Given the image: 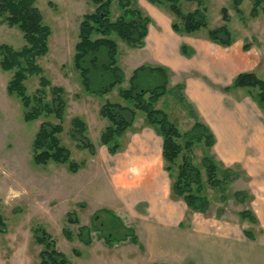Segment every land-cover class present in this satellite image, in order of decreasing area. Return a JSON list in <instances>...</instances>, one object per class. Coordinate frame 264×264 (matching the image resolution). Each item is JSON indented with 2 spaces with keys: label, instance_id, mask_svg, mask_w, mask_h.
<instances>
[{
  "label": "rangeland",
  "instance_id": "374dc122",
  "mask_svg": "<svg viewBox=\"0 0 264 264\" xmlns=\"http://www.w3.org/2000/svg\"><path fill=\"white\" fill-rule=\"evenodd\" d=\"M253 1L242 0L243 15L239 16L232 8V0H206L208 28L221 26V9L228 8L234 42L229 47H222L208 40L207 29L192 35L170 37L171 25L177 21L175 16L165 5L139 0L136 6L152 18L148 42L134 49L113 36L119 47L118 64L125 80L104 96L85 92L73 65L79 24L82 17L93 12L95 7L88 0L37 1L43 22L51 29L48 51L37 59V63L51 84L65 92L66 110L59 138L70 151L71 159L83 162V166L74 174L69 172L67 165L34 164L32 143L40 124L43 121L57 123L58 120L52 116H41L25 122L21 101L7 93L12 73L0 67V215L7 230L0 233V264H38L43 247L35 242L33 236V230L37 228L44 229L54 238L56 249L66 256L70 264H201V260L192 255L189 243L198 234L210 233L204 231L208 224L215 223L209 227L213 234H220L221 228L226 226L235 227L238 232L244 225L249 238L264 233L260 219L252 221L241 216L243 211H247L250 217H256V214L264 217V175L261 174L264 162L263 168L257 165L255 150L247 149L244 165L242 161L225 163L213 148L202 143L193 147V161L203 176L205 167L202 160L206 155L219 167V178L225 176L224 169L229 168L233 172L232 179L221 187L206 188L210 207L207 213L200 215L188 209L183 199L172 193L174 174L167 172L164 163L157 160L160 140L142 112H137L135 124L120 138L118 155H109L100 141L101 132L110 124L101 117L100 108L107 100L130 105L120 97L119 88H128L135 68L143 64L157 66L163 61L178 62L181 58L187 61L183 71L174 72L165 66L169 88L177 82L191 86L187 95L190 91L197 95L199 98H195L202 106L219 100L222 93L226 96L225 105L234 116L241 114L244 103H249L252 110L247 115L252 120L254 132L263 131L260 121L264 119V105L258 102L256 91L232 89L233 81L227 84L238 71L254 72L264 79V10L260 9L256 17L250 16ZM182 8L184 11L193 10L195 4L182 1ZM111 12L113 21L121 14L118 0H112ZM245 43L251 44L249 50L243 49ZM0 44L21 49L24 46L23 34L17 27L10 28L0 23ZM183 45L186 46V54L181 50ZM239 57L244 60L241 67L234 65ZM222 68H228V72L219 76L217 73ZM25 85L28 93L32 94L39 87L38 77H29ZM201 85L208 89H201ZM206 91L212 95L204 97ZM47 92L49 101L51 94ZM241 102L244 105L241 106ZM156 108L166 111L182 132L190 130L195 122V118L170 94L161 98ZM194 108L196 119L203 121L201 106ZM76 119L85 123L86 134L97 150L95 156L86 149H78L70 137L72 122ZM260 133H253L252 137L264 138V131ZM127 156L130 165L135 166L130 172L116 163V160L121 163ZM180 162L181 157L178 159ZM145 166L153 170L154 176L148 178L151 183L143 181L148 170L144 171ZM136 168H139V175L132 176ZM237 191L244 197L239 199L235 195ZM104 207L115 211L126 226L135 229L140 246L129 241L116 242L112 247L106 245L102 235L116 237L123 235V231L113 228L109 216L102 214L100 218L93 219L94 214ZM69 213L79 218V224H68ZM80 226L91 228L90 245L81 242L78 236ZM94 227L101 231H95ZM64 228L73 233L72 241L65 238ZM179 243L188 246L181 249ZM74 250L81 255H75Z\"/></svg>",
  "mask_w": 264,
  "mask_h": 264
},
{
  "label": "trees",
  "instance_id": "16d2710c",
  "mask_svg": "<svg viewBox=\"0 0 264 264\" xmlns=\"http://www.w3.org/2000/svg\"><path fill=\"white\" fill-rule=\"evenodd\" d=\"M38 0H0V23L8 27H17L23 34L24 46L14 49L7 44H0V67L12 73L7 84V93L19 98L23 106V119L30 122L41 116L54 117L57 123L43 121L33 139L32 159L34 164L46 166L49 163L67 165L69 172L76 174L83 162L71 159L70 151L63 146L59 134L62 131V119L66 110L65 92L61 87L53 86L44 76L37 59L46 55L51 29L43 22V15L37 7ZM94 11L85 14L79 24L78 42L75 45L73 65L79 74L80 83L85 92L104 96L121 86L125 74L118 64L119 47L113 36H117L130 48H141L148 33L151 18L134 6L136 0H118L121 14L113 21L111 19L112 0H88ZM152 4L165 5L177 21L172 23V30L177 34L192 35L201 29H207V38L222 47H229L234 37L229 27L230 15L227 7H222V25L208 28L206 0H148ZM182 1L194 3L195 9L184 11ZM242 0H232V8L237 15L242 16ZM264 0H254L250 16L256 17L260 9L264 10ZM251 48L245 43L244 50ZM186 46L181 50L186 54ZM39 79V87L32 94L28 93L25 82L29 77ZM185 85L176 84L169 88V77L166 68L161 66L141 65L136 68L130 79L128 88H119V95L130 105L105 101L100 108L101 117L109 121V125L101 132V144L107 148L110 155H115L121 149L120 138L133 127L137 112L145 115L147 123L162 137V155L165 170L174 174L171 186L172 193L183 199L187 208L192 212L207 213L210 201L205 192L206 188H218L232 179L233 172L227 168L225 176H217L220 170L209 155L203 157L205 176L194 163L192 149L202 143L207 148L213 146L214 135L204 123L196 119L193 107L187 103L184 94ZM232 89L240 88L255 90L258 102L264 105V79L254 72L243 71L233 79ZM51 98L48 101V92ZM166 94H170L195 118L192 128L182 132L177 123L171 121L163 109L156 108L157 102ZM86 125L81 120H74L70 137L80 150H88L90 155L96 154V147L86 134ZM181 157V162L178 159ZM242 198V193H237ZM83 206V204H79ZM104 214L110 217L113 228L123 231V235H102L108 247L121 241L139 244L138 236L133 228L124 224L122 219L108 208H101L93 219ZM243 217H249L246 212ZM255 221V217H251ZM68 224H79V218L67 214ZM93 230V229H92ZM100 232V228H95ZM6 223L0 215V233H6ZM68 228L63 229L65 238L73 240V233ZM91 228L80 226L78 236L86 245H90ZM35 242L43 249L39 254L38 264H70L66 256L55 247L54 238L44 229L33 230ZM75 255H81L74 250Z\"/></svg>",
  "mask_w": 264,
  "mask_h": 264
},
{
  "label": "crops",
  "instance_id": "0c3cea01",
  "mask_svg": "<svg viewBox=\"0 0 264 264\" xmlns=\"http://www.w3.org/2000/svg\"><path fill=\"white\" fill-rule=\"evenodd\" d=\"M137 4L139 5V0H136V2L134 3V6L137 7L136 6ZM154 5H156V4H154ZM137 8H139L141 10V8L139 6ZM145 15H148V14H145ZM151 23H152V18H151ZM151 23L148 25V33H147L146 37L144 38V45L143 46H145L146 43L148 42L147 40H148L150 33H151L150 32ZM170 37L177 38L179 36L177 33H175L173 30H171ZM243 62H244L243 58L239 57L235 60L234 65L241 67L244 65ZM186 63H187V61L184 60L183 58H181V59H178V62L163 61V64L160 63V65H157V66H161L164 68H165V66L166 67L169 66L170 68H172L174 70V72L179 73L180 70H182V71L184 70ZM143 65H149V64H143ZM150 66H153V65H150ZM138 67H136V68H138ZM216 72H218V71L216 70ZM227 72H228V68H226V69L222 68L221 71L218 72L217 74L219 76H221L223 73H227ZM240 72H243V71H238L235 75H233L232 80H230L227 84H230L233 81V79L235 78V76ZM179 83H181V82H177V83L173 84L172 86L179 84ZM183 84L185 85L184 94H185L187 103L193 107V110L195 111V113H196V110H195L194 106H196L197 108L198 107L200 108V106H201V108L203 110V112L201 114H202V116H204L203 117L204 119H203V121H201V120H199V121L204 123L206 126H208L209 129L211 130V132L213 133L215 142H214L213 146H211V148H213L215 150L218 158L221 159L222 161H224L225 163H232L235 161L241 162L242 161L244 163V165H246L244 162V157L246 156L245 152L247 151V149H251L252 152H254V150H255L257 153V160H258L257 165L260 164V167L263 168L264 165L262 166V162H264V138L252 137L253 133L259 134L261 130H259L258 132H254V127L252 126V122H251L252 120L247 115V112L248 111L250 112L252 110L251 104L248 103L250 101L247 102L248 104L244 103L245 106H247V107L242 106L244 104L241 102L240 105L243 108V109H241V114H236V116H234L231 113L230 109L227 108V106L225 105L226 99H224V98L226 96L223 95L222 93L219 94V97H220L219 100L206 103V105L202 106L199 104V102H197V100L195 98V97H198L197 95L191 94V91L187 95V92H189L187 90L191 86L188 87V86H186L185 83H183ZM205 87L206 86L201 85V89L205 88ZM200 91H202V90H200ZM210 93L208 91H206L204 93V97H210L212 95V93L211 94ZM199 96H200V94H199ZM250 115H252V114H250ZM134 124H135V121H134L133 125ZM260 124H261V127L263 128V131H264V119L260 121ZM129 130L127 132H129ZM263 131H261L260 134H262ZM158 139L160 140V146H159V150H158V154H157L158 156L156 155V158L158 161L164 163L163 155H162V137L160 135H158ZM96 152H97V150H96ZM115 155H118V153H116ZM128 158H129V156L125 157V160H123L121 163L118 160H116V163L120 164L121 167L123 166V168L129 169V172H130L131 169H134L135 166L132 167V165H130ZM250 160L251 159L248 160V163L250 162ZM140 169H143L141 165H140ZM146 169H148L147 175L143 181H145V182L147 181V182L151 183V181L148 178L150 176L151 177L154 176L153 170L146 167L144 169V171ZM261 172H262L261 174L264 175V169H262ZM131 174H132V176L134 174L139 175V168H136ZM119 181L123 185V187L125 188V185L123 183V179L120 178ZM139 183H142V181ZM123 187H121V188H123ZM237 193H242V192L237 191L235 194L236 196H237ZM242 197H244V196H242ZM239 199H241V197ZM184 204L187 207L185 202H184ZM104 208H107V207H104ZM108 209H110V208H108ZM113 212L116 214L115 211H113ZM244 212L249 214V212H247V211H243L242 213H244ZM194 213L203 215L200 212H194ZM242 213H241V216H242ZM244 218L247 220H249V219L251 220L250 216L244 217ZM256 218H258V220L260 219L259 224L262 223L261 227L264 230V217H261V216L259 217L258 214H256L255 221H256ZM211 224L212 225L208 224V226H206V228L204 229V231L208 230V231H210V233L203 232L201 234H198L196 236V238H194L193 241H191L189 243V245H190L189 249L192 252V255L198 257L201 260L200 261L201 264H264V233L257 235L256 238L255 237L249 238L248 234H246V232H244V228H245V225H244L243 227H241L239 229L238 232L235 230V227L226 226L224 228H221L220 234L219 233L213 234L211 232V230H209V227L214 226L215 223H211ZM245 224L248 225L249 222H245ZM134 231H135V229H134ZM135 233H136V231H135ZM136 235L138 236L137 233H136ZM249 236H250V234H249ZM138 240H139V244H133V243H131V244L140 246L139 236H138ZM178 245H180L181 249L186 248L185 246H188V245H184V243H179ZM158 264H170V263H158Z\"/></svg>",
  "mask_w": 264,
  "mask_h": 264
}]
</instances>
